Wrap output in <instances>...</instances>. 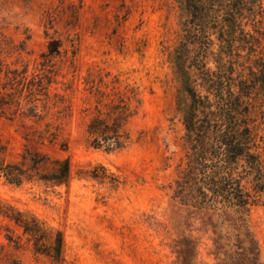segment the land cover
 <instances>
[{
	"label": "rangeland",
	"instance_id": "obj_1",
	"mask_svg": "<svg viewBox=\"0 0 264 264\" xmlns=\"http://www.w3.org/2000/svg\"><path fill=\"white\" fill-rule=\"evenodd\" d=\"M190 16L184 0H0V264H264V0L212 31L206 60L250 104L242 223L189 181L214 103L178 69ZM126 84L141 102L130 144L92 148L96 90Z\"/></svg>",
	"mask_w": 264,
	"mask_h": 264
},
{
	"label": "trees",
	"instance_id": "obj_2",
	"mask_svg": "<svg viewBox=\"0 0 264 264\" xmlns=\"http://www.w3.org/2000/svg\"><path fill=\"white\" fill-rule=\"evenodd\" d=\"M184 1L191 6V16L186 24L185 42L177 51L178 69L185 83L189 81L190 71H195L196 77L214 99L203 120L205 125H197L204 132L192 140L193 166L188 174L189 181L196 188L200 206L233 211L242 223L244 218L241 214L254 201V196L244 190L241 184L243 171H239L243 167L240 161L245 159L251 163L249 159L253 157L248 145L250 130L242 118L243 111L250 104L242 99L244 95L235 94L231 77L224 71H211L206 60L212 45V31L219 24L239 26L240 11L245 8L247 0ZM48 51L50 55L56 53L52 45ZM112 83L118 84V79ZM96 96V114L88 121L85 130L89 145L107 153L126 148L131 142L128 122L141 104L138 92L126 84L122 90L120 86L112 87L109 93L98 89ZM193 97L197 98L196 95ZM197 101L202 102L201 99ZM195 117L187 122V128L196 124L193 121ZM6 175H12L11 171ZM68 175V165H62L56 179L63 182ZM7 180L18 183L10 178ZM11 264L21 263L14 261Z\"/></svg>",
	"mask_w": 264,
	"mask_h": 264
}]
</instances>
